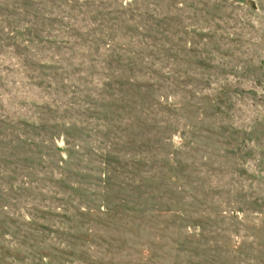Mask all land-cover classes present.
Wrapping results in <instances>:
<instances>
[{
    "label": "rangeland",
    "instance_id": "obj_1",
    "mask_svg": "<svg viewBox=\"0 0 264 264\" xmlns=\"http://www.w3.org/2000/svg\"><path fill=\"white\" fill-rule=\"evenodd\" d=\"M0 264H264V0H0Z\"/></svg>",
    "mask_w": 264,
    "mask_h": 264
}]
</instances>
